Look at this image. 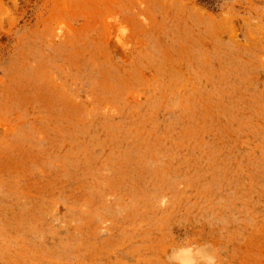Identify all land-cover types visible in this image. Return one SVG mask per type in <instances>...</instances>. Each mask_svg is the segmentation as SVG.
Masks as SVG:
<instances>
[{
    "label": "rangeland",
    "instance_id": "374dc122",
    "mask_svg": "<svg viewBox=\"0 0 264 264\" xmlns=\"http://www.w3.org/2000/svg\"><path fill=\"white\" fill-rule=\"evenodd\" d=\"M264 264V0H0V264Z\"/></svg>",
    "mask_w": 264,
    "mask_h": 264
},
{
    "label": "clouds",
    "instance_id": "9594fccd",
    "mask_svg": "<svg viewBox=\"0 0 264 264\" xmlns=\"http://www.w3.org/2000/svg\"><path fill=\"white\" fill-rule=\"evenodd\" d=\"M210 264H211V261H210Z\"/></svg>",
    "mask_w": 264,
    "mask_h": 264
}]
</instances>
